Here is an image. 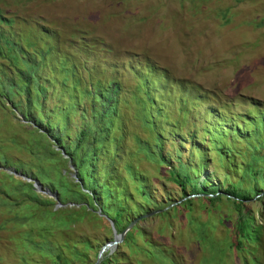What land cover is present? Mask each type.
<instances>
[{
	"label": "rangeland",
	"instance_id": "374dc122",
	"mask_svg": "<svg viewBox=\"0 0 264 264\" xmlns=\"http://www.w3.org/2000/svg\"><path fill=\"white\" fill-rule=\"evenodd\" d=\"M13 42L39 63L35 75L43 90L30 111L37 125L0 98V264H44L36 252L15 248L21 229L3 208L21 196L12 191L13 181L30 179L33 191L50 200L45 209H54L60 205L49 185L56 172L75 174L56 154L60 147L45 123L64 130V145L71 146L84 125L93 126L89 138L93 129L102 138L97 174L106 175L116 196H125L117 198L128 214L122 220L139 218L135 254L118 244L108 253L120 258L115 264H167L137 252L151 250L143 241L174 264H264V164H254L261 169L256 177L251 169L240 171L251 156L264 162V117L255 127L249 123L264 115V0H0V70L16 83L23 67L4 57V45ZM111 82L118 86V120L107 135L105 117L89 116L92 95L86 92L116 89ZM158 148L165 164L143 155ZM166 169L190 170L204 193L262 191L240 212L232 200L203 205L189 195L187 205L179 200L190 188L183 192ZM136 185L146 194L138 196ZM85 221L71 225L67 240L76 250L88 242L92 249L84 250L80 264H91L93 250L110 242L113 230L110 223ZM41 234L34 249L45 242L53 256L60 236Z\"/></svg>",
	"mask_w": 264,
	"mask_h": 264
},
{
	"label": "trees",
	"instance_id": "16d2710c",
	"mask_svg": "<svg viewBox=\"0 0 264 264\" xmlns=\"http://www.w3.org/2000/svg\"><path fill=\"white\" fill-rule=\"evenodd\" d=\"M4 47L6 48V55L4 57L9 62V64L13 66L17 62H20V65H22L23 68L16 70L15 72L17 80L16 83L7 78L0 70V98H3L4 101L10 103L11 108L22 115L24 119L32 120L33 123L37 125L39 121L30 116V111L31 108L37 105L38 97L41 96L40 93L43 90L39 87L37 83V76L35 75L39 63L37 64L34 62V57L31 54L23 56L21 47L15 42L6 44ZM39 57L41 58L42 55L40 54ZM69 72L71 71H67L66 74ZM110 84L116 85L114 82H111ZM97 90L99 92L98 94L86 92L92 95V102L88 106L89 116L92 117L93 115L97 114V117L100 119L105 117L104 123L106 125V133L108 135V131L110 130L109 128H111L112 122L114 123L118 120L116 116L118 86L116 85V89L109 87V90L107 91L111 93L108 94V97L104 100L101 96L107 91H102L99 89ZM30 91H33L32 96ZM94 99H96L97 103L93 101ZM64 117L65 115L63 118ZM263 117L264 115L259 112L255 120L249 123L255 127L257 121ZM47 125L48 124L45 123L43 126L45 127L44 130L46 134L50 137L54 144L60 147V152H57L56 154L62 153L61 155H63L64 158H62L63 156L61 157L60 155V160L69 161L73 165L75 171V178L73 179L65 178L63 173L60 171L56 172V180L53 183L51 182L49 185V190L52 191L54 195L58 196L60 207L54 209H45V205L50 204L49 199L43 198L38 193H35L30 183L25 181L19 182L20 180L16 182V180H14V187L12 188V191L14 193L21 194V196L17 198V201H13L11 207L5 206L3 208L9 209L10 219L8 221H10L14 227H19L21 229L22 239L15 246L17 250L22 249L28 253L36 252L41 257L44 264H80L81 259L84 257V250L92 249V247L89 246L88 242H85L80 244L81 250H76L72 244H69L67 237H69V233H71V225L78 222H83L85 221L84 219H86V221L93 227H95V224L98 222H103L108 225L110 223L115 234H120L132 220H122V218H125V216L128 214H125V204L123 202L117 201V198H119V200L122 199L125 201V196H120L121 198L116 196L114 194V189L109 186L106 175L101 174L100 176V174H97V170L100 167L98 163L99 154H97V150L102 143V138L98 136V133L94 131V129L92 130L89 138V130L93 126L86 127L84 125V128L81 129L74 136V138L69 141V144L71 145L69 146L62 144L60 139L61 133H63L64 130L59 132L57 127L58 125L52 126L51 129L46 127ZM107 142L108 144L113 145V140H107ZM158 149L159 150L154 149L156 152H151L154 156H152L150 152L143 155L155 157L158 163L163 162V164H165L166 161L161 154L160 148ZM112 154L113 151L110 153V155H108L107 166L112 163ZM251 157L252 158L249 161L245 160L240 171L243 173V171L251 169L254 174L253 177H256L261 174V169L254 167V164H264V162L263 160H259L260 158H256L255 155ZM215 160L217 163H221V166H223L225 163H223L224 160ZM57 166L58 165L55 164V167ZM199 167H201V165ZM126 171L128 172V170ZM188 171L190 172V170ZM166 172L168 173L170 180L175 182L183 192L185 187H187V189L190 188L191 193L184 194L179 200L181 201L184 199V201L181 203L187 205H191L193 199L199 200V202H201L203 205L206 204V202H215L220 199H223L226 202L232 200V202H230L233 203L237 211L240 212L243 202L250 201L252 197L259 195L262 191L257 189V186H253V188H251V192L246 194L241 192V190H234L230 188H225L224 196H220L214 190L204 193V190L199 189L197 185L193 183L191 173L189 174V172H182L181 170L175 172L171 171L170 169H166ZM9 177L11 178L10 175ZM97 177H99V179ZM256 184H258V182H254V185ZM140 188V186L136 185V194L138 196H140V194H146V191H141ZM22 190L24 192H22ZM189 195L190 197L195 196V198L192 197L193 199H186V197ZM63 198H68L70 200L72 204L71 207H69V204L66 202L63 203ZM38 206L42 207L43 209L38 210L36 213L30 212L31 208ZM176 207L177 206H174L173 209L176 210ZM154 216L156 217L160 215L155 214L153 217ZM41 232L52 237L60 236L57 241V247L59 251H57L53 256L49 255L50 253L46 254L45 251L47 249L49 250V247L45 242L43 244L41 243L42 247H38L36 243L35 246L37 249H34L33 244L35 242H38L40 239L43 241V234H41ZM139 234L140 231L134 224V226H132L124 234L119 247L127 248L129 254L131 255L135 254L134 249L132 250V245L134 237ZM37 236H39L40 239ZM143 245H145V247H149L151 250L147 253L146 250L139 249L137 252L139 251L141 255L147 260L152 261V263L155 261H163L167 264H174L173 260L170 259V257L163 255L160 249H153L152 244L149 243V241H143ZM236 245L238 246V242ZM99 248L97 250H93V261L91 264H93ZM234 250L238 251L239 249ZM42 253H45V256ZM118 261H120V258L116 257V255H108V253H105L103 254L99 264H115ZM135 263L142 264V261L136 260Z\"/></svg>",
	"mask_w": 264,
	"mask_h": 264
},
{
	"label": "water",
	"instance_id": "95a60500",
	"mask_svg": "<svg viewBox=\"0 0 264 264\" xmlns=\"http://www.w3.org/2000/svg\"><path fill=\"white\" fill-rule=\"evenodd\" d=\"M72 178H75V174L73 175ZM26 180H28L27 182L30 181V179H28V178H27ZM33 187H34L35 189H37L38 192H40V191H39V190H40V185H39L36 181L33 182ZM138 219H139V218H137V219L133 220L132 222H130V223L127 225V227H126V228H125L120 234H115V232L113 231V237H112V240H111L110 242H107V243L103 244V245L99 248V250H98V252H97V254H96V257H95V260H94L93 264H99V262H100V260H101V258H102V256H103V254L112 252L113 249L115 248V246H117L118 244L121 243L124 234H125V233H126V232H127L132 226H134L135 222H136ZM110 225H111V224H110Z\"/></svg>",
	"mask_w": 264,
	"mask_h": 264
}]
</instances>
